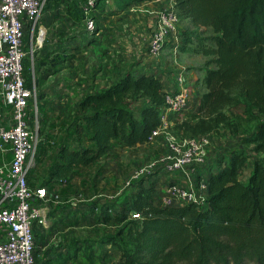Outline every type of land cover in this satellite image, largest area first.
I'll list each match as a JSON object with an SVG mask.
<instances>
[{
    "label": "trees",
    "instance_id": "16d2710c",
    "mask_svg": "<svg viewBox=\"0 0 264 264\" xmlns=\"http://www.w3.org/2000/svg\"><path fill=\"white\" fill-rule=\"evenodd\" d=\"M136 1L144 0H48L46 10L51 3L57 7L67 4V15L86 32L87 19L96 21L94 10L109 13L108 6L120 10ZM175 1L181 25L186 18L195 27L182 26L180 51L205 56L206 76L198 110L178 118L174 130L182 139L221 128L236 132L240 122L235 108L242 107L244 115L253 114L254 108L264 114V0ZM199 28L211 29V34L196 33ZM51 52L50 60L42 62L62 63L64 68L68 54ZM24 65L27 85L33 87L36 79L26 74V58ZM162 106L160 78L133 68L113 82L85 92L73 132L88 144L61 148L47 186L69 182L72 174L102 158L113 141L126 146L146 142L159 124ZM245 142L264 157V120ZM245 151L233 150L225 166L211 173L205 209L194 204L156 205L152 194L155 183L145 185L142 181L121 210L113 207L115 217L106 204L100 212L103 222L114 218L120 225L104 236L103 244L119 251L118 264H264V163L256 160L249 179L242 181L240 171L248 159ZM132 212L141 218H133ZM86 243L74 240L67 255L59 256L53 264H66L80 256L90 259L92 246Z\"/></svg>",
    "mask_w": 264,
    "mask_h": 264
},
{
    "label": "built area",
    "instance_id": "2783aa9c",
    "mask_svg": "<svg viewBox=\"0 0 264 264\" xmlns=\"http://www.w3.org/2000/svg\"><path fill=\"white\" fill-rule=\"evenodd\" d=\"M154 1L156 6L145 13L147 46L143 55L153 65L150 73L161 80L163 106L159 124L146 143L158 141L161 149L128 172L125 186L154 182L153 193L162 191L161 200L153 198L156 205L194 204L205 209L211 173L225 166L233 150L246 147L225 128L187 139L178 137L176 120L193 112L192 77L184 67L159 70L164 55L177 57L183 34L176 1ZM47 2L0 0V264H38V237L50 228V202L58 198L54 187L33 184L29 178L40 133L32 108L39 92L35 83L27 85L25 76L26 25H32L34 39ZM96 29L95 20L88 18L86 32ZM251 169L246 162L240 171L242 181L249 179ZM131 216L141 218L136 212Z\"/></svg>",
    "mask_w": 264,
    "mask_h": 264
},
{
    "label": "rangeland",
    "instance_id": "374dc122",
    "mask_svg": "<svg viewBox=\"0 0 264 264\" xmlns=\"http://www.w3.org/2000/svg\"><path fill=\"white\" fill-rule=\"evenodd\" d=\"M51 4L52 5H48L51 10H45L44 13L52 12L57 7L55 3ZM61 12L62 13L55 15L53 18L54 22L57 21L56 18H58V16H61L62 18L66 17L63 13L66 12V10ZM108 15L110 16L112 14ZM115 15H112V17H115ZM113 21L115 20L112 18L108 19L107 24L116 23ZM95 24L97 27V20L95 21ZM65 26V22L61 21L60 25L54 28L57 29L54 31V34H64L61 33V30L68 31V36H72V38L80 36V39L85 45L83 48H80L78 56V58L80 57V63L77 66L81 75L80 77H75L71 80L70 77L64 75L62 63L55 66L50 62L46 65L42 62L48 60L50 56H52L51 54H53L51 51L47 52L45 49H41L42 45L44 47L45 42L48 40L46 28L39 34H36L34 39H32L30 34L31 31L26 34L28 45V54L25 57L27 65L26 74L31 78H33V76L35 77L37 91L39 92L38 97L32 102L35 120L39 125L40 133L39 146L35 155V165L30 172V179L32 180V183L36 185H48L47 180L50 177V171L54 164L59 161V152L63 146L80 148L88 144L84 138L77 137L73 132L76 127V111L78 109L79 101L85 93V90H89L84 86H92L94 78L100 80L98 76L100 70L105 72V68L107 67L109 69L107 68V74H104L103 77H111H106L104 84H106V81L114 79L115 75L111 72V69L115 70L123 68L127 64V62L124 63V60L129 59L127 57L128 54L133 53L137 46V43L133 45V41H136V38H133L132 34H109L103 38L102 35L100 36V34H96V31L91 34H77L75 28L71 29L68 27L66 28ZM116 26L117 25H113L112 28L115 29ZM182 26L185 28L188 27L189 30L195 29V27L191 25V21L186 18H183ZM119 29H121L122 33H125L123 26L119 27ZM128 31L129 30L127 29V32ZM196 33L211 34V29L206 30L204 28H199ZM100 39L102 40V43H99ZM32 45H34V53L31 52ZM182 53L183 52L179 50L177 57L175 58L170 55H164L160 60L159 65L162 67V71H172L178 68L179 65L186 66L187 71L189 70L187 73L192 76V86L195 87L197 84V78H200V73L197 72V74L193 76L190 72L192 68L188 67L194 63V57L186 59V56L182 55ZM111 61L113 62L112 66L110 65L112 63ZM116 63H118V65H116ZM192 71L194 70L192 69ZM194 94L195 92H193V96ZM136 103L141 105L142 101L137 100ZM234 111L237 112L236 115L240 123L238 130L236 132L231 131V133L233 136L238 137L245 142L251 132L256 129L259 122L264 120V114L260 113L257 108L253 109V114L251 115L242 114V107L235 108ZM159 144L160 142L154 141L145 146L136 145L128 148L120 140L113 141L110 150H108L101 158L103 161H96L91 164L89 170L82 175H84V177L90 175L93 187H96V184H94L93 181H97V179L94 176L104 170L105 167L103 165L106 161L110 162L108 164V166H110L114 159H120L118 160L116 168L119 172L117 175L113 174L110 176L109 181H106L108 183L107 186L111 185L108 192L105 188L101 192H98L97 188L95 189L96 193L89 201L92 202L96 199H103V201L106 202L104 205L107 204V207L109 208L108 211L115 217L116 210H114L113 207L116 206V208L121 210L123 208L122 205H124L125 202L132 200L131 197H134L137 193L136 186H125V179L128 172L142 162L148 161L151 158L149 157L151 153L158 154L156 146ZM245 147V152L248 155L246 162L248 163L249 168H253L256 160L261 159L264 163V157L261 156L263 154L255 152L252 149V145H249L246 142ZM62 185L63 187L60 191L55 189L59 194L58 201L53 200L50 202V214L53 216L56 212L57 217L52 218L55 221L59 220V223L67 218V211L65 208L75 206L76 202L80 204L89 202L88 200H85L83 196L79 195V193H82L81 189L75 190L76 186H71V182L63 183ZM49 188H51L50 185ZM81 199H84V202H80ZM100 212L101 210L96 211L94 216L90 215L84 217L85 219H81L76 215L77 217L74 222H67L66 224L64 222L61 226H57L58 223L51 222L50 228L46 230L44 234L42 233L43 235L38 237V264H53L49 261L47 256H53L55 253L54 251L58 248L57 245H61L63 239L67 240V232L73 233V241L76 239L81 240V242L87 241L86 244L92 246V250H89L90 259L80 256V258L69 261L66 264H118L120 260L119 251L114 247H108V245L103 244V239L104 236L113 234L119 227L120 223L117 222V220H114V218L110 219L107 223H104L102 220L103 213ZM59 240H61V242ZM73 241L71 239V242ZM67 252L68 249L64 252V255H67ZM90 252L92 255H90ZM98 254H100L101 258L97 257ZM58 257L59 256L54 255L53 257H50V260H57ZM244 264L256 263L245 261Z\"/></svg>",
    "mask_w": 264,
    "mask_h": 264
},
{
    "label": "crops",
    "instance_id": "0c3cea01",
    "mask_svg": "<svg viewBox=\"0 0 264 264\" xmlns=\"http://www.w3.org/2000/svg\"><path fill=\"white\" fill-rule=\"evenodd\" d=\"M155 6H156V2L154 0H144V1H136L132 3L130 6L124 9H120V10L115 9V7L108 6L107 9L110 10V12L104 13V14H100L98 13L97 10H94V13H96L97 15L96 20L98 22L96 34H100V36L102 35L103 38L104 36L106 37L109 34H129V35L132 34L133 38H136V41L135 40L133 41V45L137 43L136 49L134 50L133 53L128 54L127 57L129 59L124 60V63L127 62V64L124 66L125 68L123 67L121 69H115V70L111 69V72L115 75L114 78L122 74V72L126 71L127 69H131V68L136 70L138 73H141L144 71L152 72L151 67L153 65L147 63L148 60L146 56L143 54L147 46V34L145 32V13L147 10L152 9ZM63 10H67V4H64L63 6L62 5L58 6L52 12L44 13L42 19L37 24L38 29H39L38 34L46 28V34H47L48 40L47 42H45L44 47L42 45L41 49H45L47 52L48 51H54V52L62 51L65 54H68V57L65 60L64 75H67L68 77H70V80H71L75 77H80L81 75L79 68L77 66L80 63V57L78 58V56H79L80 48H83V46L85 45L83 41L80 39V36L72 38V36L71 37L68 36V31H63V30H61V33H64V34H54L55 33L54 31L57 30L54 28L58 27L61 21H63L65 22L66 28L67 27L71 29L75 28L77 34H89V33L83 31V26L80 27L76 24V22L72 21L71 17L67 15V12H63L66 15L65 18L58 16V18H56L57 21L54 22L53 18L55 17V15L62 13L61 11ZM108 14H112V15L117 14V15H115V17H112V15L109 16ZM111 18L115 20L113 22H116L118 24L114 23V24L108 25L107 24L108 19H111ZM113 25H117L115 29L112 28ZM121 26L124 27L125 33H122L121 29H119V27ZM31 27L32 25L27 23L26 34L30 32ZM127 29L129 30L128 32H127ZM99 43H102L101 39ZM182 55H185L186 59H189L190 57H194L193 58L194 63L189 65L188 67L194 70L192 71L191 69L190 71L193 76H195L197 72L200 73V78H197V84L195 85V87H193V91L195 92V94L191 102L192 104L191 110L197 111L199 108L201 94L205 90L204 79L206 76V69L204 67V62L206 60V57L203 56L202 54H195L192 52H183ZM110 65L112 66L113 62ZM116 65H118V63H116ZM149 65L150 67H148ZM179 67L186 68V66H182V65H179ZM107 68H105L106 69L105 72L100 70L98 74L100 80L97 78H94L92 82L93 84L92 86L85 85L84 87H87L89 90L92 88L99 89L101 85H106V84L113 82V79H110L106 81V84H104L105 78L111 77V76L103 77L104 74L105 75L107 74V71L109 69ZM159 70H162V67H160V65H159ZM85 92L87 91L85 90ZM145 145H148V144L146 142L138 144V146H145ZM127 147L129 148V147H134V146H127ZM156 149H157V153H159L161 148L160 146H156ZM153 155H156V154L155 153L150 154V156H153ZM118 160L120 159L112 160L110 166H108L110 162L106 161L104 163L103 165L105 167L104 170H102V172L99 173L98 175L94 176L97 179V181H93V183L96 184V187H93L90 175H88L87 177H84V175H82L89 170V167L81 168L77 172L72 174L69 183L71 182V186H76L75 190L81 189L82 193H79V195L83 196L85 200L89 201L96 193L95 189L98 188V192H101L104 188L107 190V192L109 191L111 185L107 186L108 183L106 181H109L110 179L109 177L112 176L113 174L114 175L118 174L119 171L116 170L117 165H118ZM97 161H103V160L100 158ZM62 187H63L62 184L54 183V188L57 191H60ZM92 190H93V194H92ZM90 194L92 195L89 196ZM153 198L154 200H161L162 191L154 192ZM58 199H59V194H58L57 201ZM84 199H81L80 202H84ZM105 203L106 202H104L103 199H99V200L96 199L95 201H92V202L89 201L88 203H82V204L76 202L75 206H69L65 208L67 211L66 212L67 218L64 219L61 223H59L60 222L59 220L55 221L52 218V217L54 218L57 217L56 212H55V215L53 214V216L52 215L50 216V219H52L51 221L52 223L53 222L58 223L57 226H61L62 223L64 222L65 224L67 222H74V220H76V217H77L76 215H78V217H80L81 219H85L84 217H88L90 215L94 216L96 211H100L101 209H104L106 207L104 205ZM45 232L46 230L42 231L39 234V236L43 235ZM67 233H68L67 240L63 239L62 244L57 245L58 248L56 249V251H54L55 252L54 255H57V256L64 255V252L68 249V246L71 243V239L73 241L74 239L72 238L73 233H69V232ZM59 241L61 242V240ZM53 256H47V258L50 260L51 259L50 257H53ZM50 262L54 263V261H50Z\"/></svg>",
    "mask_w": 264,
    "mask_h": 264
}]
</instances>
